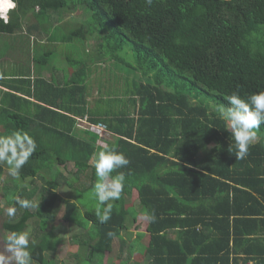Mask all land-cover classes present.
Returning a JSON list of instances; mask_svg holds the SVG:
<instances>
[{"label":"trees","instance_id":"trees-1","mask_svg":"<svg viewBox=\"0 0 264 264\" xmlns=\"http://www.w3.org/2000/svg\"><path fill=\"white\" fill-rule=\"evenodd\" d=\"M17 7L9 24L0 21V34L49 36L46 43L32 38L38 52L34 63L46 66L58 52L73 74L63 86L41 77L33 83L19 80L27 89L0 74L1 85L34 99L3 92L0 135L22 130L37 143L19 178L3 179L6 166L0 164L6 206L12 196L35 205H16L15 217H6L3 228L21 231L32 219L38 227L29 244L32 264H57L48 254L57 251L61 239L47 220L54 222L59 209L55 203L60 201L62 222L91 227L88 237L82 231L72 236L71 242L79 246L74 256L85 248L89 257L106 255L115 237L125 242L119 233L135 222L131 218L127 226L129 211L124 207L125 197L135 193L141 209L155 219L147 218L145 232L131 239L128 256L143 244L142 253L154 256L156 263L161 258L164 264H216L212 255L224 243L228 246L229 238L227 228L219 229L220 235L209 232L211 222L228 221L231 213L264 215V125L248 155L237 159L231 133L215 111L233 92L246 97L264 90V0H153L151 6L145 0H18ZM77 10L86 17L80 23L69 22L63 14ZM67 46L70 53L61 51ZM103 62L109 73L123 74L125 98L109 93L90 99L89 76ZM133 71L146 80L130 78ZM84 116L93 125L103 124L114 136L107 146L129 160L116 170L124 174L125 187L113 202L111 219L103 224L95 211L80 212L78 199L86 189L72 196L81 187L82 173L97 179L89 161L104 147L94 128L78 132L75 120ZM67 162L75 170L71 181L65 180L70 189L62 197L58 188L66 177L56 166ZM35 196L40 197L37 203ZM145 233L146 245L140 243ZM207 241L218 246L212 250ZM226 255L219 264H228Z\"/></svg>","mask_w":264,"mask_h":264},{"label":"clouds","instance_id":"clouds-1","mask_svg":"<svg viewBox=\"0 0 264 264\" xmlns=\"http://www.w3.org/2000/svg\"><path fill=\"white\" fill-rule=\"evenodd\" d=\"M17 2L18 0H0V21L3 24H9L13 11L17 13ZM145 3L151 6L153 0H145ZM225 102L215 106V111L231 133L236 148V158L244 159L248 155L250 145L257 138V132L264 125V90L246 97L239 92H233L225 97ZM82 118H76V128L84 129L86 126L83 124L89 125V130L94 128L88 118L87 123L83 122ZM99 144H104V147L92 154L89 164L95 169L97 178L92 186L97 201L96 216L103 224L111 219L113 202L121 198L125 187L124 174L116 170L127 166L129 160L115 148H110L103 142ZM36 148V140L25 131L15 130L10 134L0 135V164L6 166L9 176L19 178L21 169L28 163ZM113 172L116 174L113 175ZM9 201V206L5 210L9 218L15 217L16 205L23 209L35 207L31 200L21 199L18 196L9 197ZM145 216L155 219L154 214L150 215L146 212ZM108 235L113 236L114 233L109 232ZM30 238V229L8 232L4 237L3 251H0V264H32Z\"/></svg>","mask_w":264,"mask_h":264},{"label":"rangeland","instance_id":"rangeland-1","mask_svg":"<svg viewBox=\"0 0 264 264\" xmlns=\"http://www.w3.org/2000/svg\"><path fill=\"white\" fill-rule=\"evenodd\" d=\"M65 14L64 16L66 17V19L71 22V23H80L82 21V18L85 20L86 17L84 16H80L78 15V12L75 11L74 13H69L66 11H63ZM89 17V16H88ZM24 29V28H23ZM12 35V34H11ZM13 39L16 41H23V37L20 35V33L15 32L12 35ZM88 42V41H87ZM90 43V41L88 42ZM65 49V47H64ZM69 49V48H68ZM67 50V49H66ZM72 49L69 50L68 53L71 52ZM27 59H29V55H27L26 57H24L23 62L25 64V67L28 65L27 64ZM101 60V58H99ZM51 60L53 61L52 63L54 64H59L62 67L64 66L67 70L68 73H70V71L73 69L71 64L69 62H62L60 60V58L58 57V55H52L51 56ZM0 67L3 70V67H6L7 69L11 68V61L9 56H6V59L4 62L0 63ZM104 68V69H103ZM103 68L96 69L95 66L92 69L91 75L89 76V83L91 84V87H89V92L91 93L90 95V99L94 96H99L101 94H105L108 95L109 93L111 94V96H115L118 95L116 97H123L125 98V95H123V91L127 88H125V86H123V84L125 83V79L122 76L123 74L119 73L116 74V72L112 71L111 73L108 72L107 68H108V64L105 62H103ZM28 70V68L26 69ZM130 78H133L135 80H141V81H145V77H143L142 75L140 76L137 72H132L129 74ZM109 94V95H110ZM85 125L87 128V130H89V125L83 124ZM82 129V130H84ZM96 130V129H95ZM97 131V130H96ZM99 137L98 139H105L106 141H113L114 136H112V134H109L108 132H99ZM257 139V138H256ZM99 143H101V141H99ZM96 144H98L97 140H96ZM60 172H62V174L66 177L64 178V180L62 179V183H63V187H59L58 188V193L60 196H64L67 197L68 193H69V189L70 186L67 184L68 181L70 180V177H72V174L75 170L73 163L67 162L65 166L63 165H57L56 166ZM56 169V170H58ZM88 172L82 173L81 177L79 178L78 182L81 184V187H78L79 190H74L71 186V188L73 189V195L72 196H77L78 194L82 193L80 192V190L82 189H86L85 193L83 195L80 196V198L78 199V203H80V212L83 213V211L86 210V208L95 211L96 212V207H97V201L94 197V193L92 191V186L93 184L96 182V179H94L92 181L91 175L87 174ZM9 175L7 173V169L5 172V178H8ZM92 182V185H90V183ZM35 183L36 184H41V182L39 181V179H35ZM77 183V182H76ZM77 183V184H79ZM90 185V186H89ZM31 187V185L29 186V188ZM137 195L135 193H133L132 197L128 196L125 197V204L124 207L129 211V215L126 219V224L127 226L130 225V219L133 218L135 220L134 224L130 225V229L128 231L123 230L121 231L119 234L121 236V238L125 241L122 242L120 240L119 237H115L114 241H113V246H112V251L110 253H105L106 255H102V254H94L93 257H89V255L87 254L86 250L88 248H85L84 253L82 251L78 252V256H74L77 248L79 247L78 244H75L72 241V236L73 235H79L80 231H82V234H86L87 233V237H88V233L91 232V230H89L91 227L90 225L86 228V229H82L81 227H71L69 224L62 222L61 220V216L63 214V210H64V203L63 202H56L55 206L57 205L59 207L58 211L56 212V218L54 219V222H51L50 220H47V224L50 225H54L53 228V232L55 233V235L58 237V239H61L60 244L57 247V251L53 254H48L49 257H52L55 259V261L57 262V264H111V257L112 256H122V253H124L123 258L121 259L122 264H126V252L128 247L130 246L129 243H131V239L136 238L137 237V232L139 231H144L146 229L145 224H147V218L145 216V212L141 209V206L139 204V202L137 201ZM40 197L35 196L34 197V201L37 203L39 201ZM77 201V200H76ZM6 201L2 195V188H0V251H3V247H4V237L7 235V231L3 228L2 222L6 219L7 215H6ZM19 210H21V208H19ZM37 224L36 222L32 221V219L29 220L28 222V226L26 227V229H30L31 230V238L30 240L33 239V237L36 235V233H34V231L37 229ZM148 235H145L142 237V240L140 241V243H144L147 244V238ZM125 245V246H124ZM122 247V249L124 250L123 252L120 253V248ZM144 247L143 244L141 246H139L138 248H142ZM143 252V248L141 249V252H138L139 256H142ZM126 254V255H125ZM107 257H109L108 260H105ZM124 259V260H123ZM121 264V263H119Z\"/></svg>","mask_w":264,"mask_h":264},{"label":"crops","instance_id":"crops-1","mask_svg":"<svg viewBox=\"0 0 264 264\" xmlns=\"http://www.w3.org/2000/svg\"><path fill=\"white\" fill-rule=\"evenodd\" d=\"M75 12V11H74ZM73 12V13H74ZM78 15L82 17V11L77 10ZM20 32V31H15ZM14 32V33H15ZM13 33V34H14ZM52 33V32H51ZM12 34V35H13ZM11 34L2 35L0 34V61L4 62L6 56H9L11 61V68L2 71L0 74L5 75L7 79L9 76L13 77L16 82H14L17 87L27 89V85L18 82L22 79H28L33 83V80L36 77H41L50 81H53L54 84L59 83V86H63L65 83H71V77L73 74V70L68 73V70L59 64H53L51 60V56L48 58L45 65L35 64L34 57L37 56L38 52L35 51L36 47L32 40V38H36L37 40L42 41L41 43H46L49 41V36L45 37L44 35H40L39 33L30 34V38L23 37V41H16L13 39ZM51 43L56 44L57 41H52ZM59 43V42H58ZM67 49V50H66ZM41 50V49H40ZM69 51L68 46L62 47L61 51ZM29 55V59H27V66L23 62L24 57ZM53 55H58L61 60V56L58 52L53 53ZM63 62V61H62ZM28 68V70H26ZM9 84V82H6ZM13 84V82H11ZM4 84L0 83V98L4 91H13L18 95L24 96L32 101L31 97L25 96L21 93L16 92L15 90H10L3 86ZM6 85V84H5ZM23 85V86H22ZM80 132H83L82 128L79 129ZM113 136V135H112ZM112 141V140H111ZM110 141V142H111ZM107 145V144H106ZM221 218V216H218ZM235 219H240L239 221H235ZM146 226V224H145ZM227 228L228 234V246L224 243L222 250L217 255H212L216 261V264L220 263V258L223 255L225 259H227L228 264H255L258 260L264 261V215H235L234 213L229 214L228 221L226 219H218V221L211 222L208 227V231L213 234L220 235L219 229ZM219 233V234H218ZM216 235V236H217ZM208 244L211 245L212 250H215L218 245L213 244L211 241H207ZM146 245V244H145ZM145 247V246H144ZM143 247V248H144ZM137 254L127 255L126 264H164L167 262L165 259L158 258L157 263L154 260V256H148L142 254V256L138 255V252H141V249H138ZM262 256L263 259H258L257 257ZM123 256H112L111 264H119ZM109 257L106 258L108 260ZM195 261L187 262V264H193ZM105 264H108L105 262ZM197 264V263H195ZM264 264V262H263Z\"/></svg>","mask_w":264,"mask_h":264},{"label":"built area","instance_id":"built-area-1","mask_svg":"<svg viewBox=\"0 0 264 264\" xmlns=\"http://www.w3.org/2000/svg\"><path fill=\"white\" fill-rule=\"evenodd\" d=\"M83 122L87 123V116H84L82 119H81ZM94 128L97 130V133L99 132H105V127L103 124H96V125H93ZM107 132V131H106ZM100 134V133H99ZM101 142L105 143L106 144V140L105 139H101Z\"/></svg>","mask_w":264,"mask_h":264}]
</instances>
